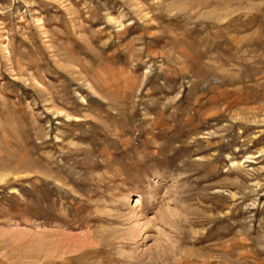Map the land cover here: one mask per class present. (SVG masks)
<instances>
[{"label": "rangeland", "instance_id": "374dc122", "mask_svg": "<svg viewBox=\"0 0 264 264\" xmlns=\"http://www.w3.org/2000/svg\"><path fill=\"white\" fill-rule=\"evenodd\" d=\"M0 264H264V0H0Z\"/></svg>", "mask_w": 264, "mask_h": 264}, {"label": "bare ground", "instance_id": "6f19581e", "mask_svg": "<svg viewBox=\"0 0 264 264\" xmlns=\"http://www.w3.org/2000/svg\"><path fill=\"white\" fill-rule=\"evenodd\" d=\"M140 203V202H139Z\"/></svg>", "mask_w": 264, "mask_h": 264}]
</instances>
